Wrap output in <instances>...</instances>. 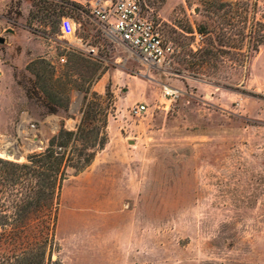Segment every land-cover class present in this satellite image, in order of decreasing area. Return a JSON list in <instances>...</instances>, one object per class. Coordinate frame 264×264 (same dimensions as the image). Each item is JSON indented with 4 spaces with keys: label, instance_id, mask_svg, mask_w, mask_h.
<instances>
[{
    "label": "rangeland",
    "instance_id": "obj_1",
    "mask_svg": "<svg viewBox=\"0 0 264 264\" xmlns=\"http://www.w3.org/2000/svg\"><path fill=\"white\" fill-rule=\"evenodd\" d=\"M144 2L161 68L76 0H0V157L65 152L50 264H264V0Z\"/></svg>",
    "mask_w": 264,
    "mask_h": 264
},
{
    "label": "trees",
    "instance_id": "obj_2",
    "mask_svg": "<svg viewBox=\"0 0 264 264\" xmlns=\"http://www.w3.org/2000/svg\"><path fill=\"white\" fill-rule=\"evenodd\" d=\"M66 175L65 152L53 145L27 162L0 157V236L19 248L6 264L52 263L59 196Z\"/></svg>",
    "mask_w": 264,
    "mask_h": 264
},
{
    "label": "built area",
    "instance_id": "obj_3",
    "mask_svg": "<svg viewBox=\"0 0 264 264\" xmlns=\"http://www.w3.org/2000/svg\"><path fill=\"white\" fill-rule=\"evenodd\" d=\"M82 1L103 32L123 44L144 64L152 68H161L168 64L170 46L164 43L154 22L146 14L144 0ZM61 28L67 35L76 34L75 23L67 16L63 17ZM60 60L65 61V57L61 56ZM164 92L168 99H173L179 95L180 90L165 85ZM146 109L145 104H140L134 106L131 111L140 115ZM31 127L35 129V124L32 123ZM61 149L60 146L59 150Z\"/></svg>",
    "mask_w": 264,
    "mask_h": 264
},
{
    "label": "bare ground",
    "instance_id": "obj_4",
    "mask_svg": "<svg viewBox=\"0 0 264 264\" xmlns=\"http://www.w3.org/2000/svg\"><path fill=\"white\" fill-rule=\"evenodd\" d=\"M39 143L41 144V141H39ZM31 146L32 144H30L28 147H31ZM0 156L6 157V158H14V157L23 156V152L19 148H17L13 143L11 142L7 143V139H6V140L0 141Z\"/></svg>",
    "mask_w": 264,
    "mask_h": 264
},
{
    "label": "crops",
    "instance_id": "obj_5",
    "mask_svg": "<svg viewBox=\"0 0 264 264\" xmlns=\"http://www.w3.org/2000/svg\"><path fill=\"white\" fill-rule=\"evenodd\" d=\"M78 3H80V5H82V7L85 9V6H84V3H83V1L82 0H76ZM86 10V9H85ZM1 28V27H0ZM5 29H9L10 30V32H11V34H17L18 32H17V30H14V31H12L13 29H10V28H6V27H4V30ZM18 35V34H17ZM65 36H68V38H69V36H71V35H65Z\"/></svg>",
    "mask_w": 264,
    "mask_h": 264
},
{
    "label": "water",
    "instance_id": "obj_6",
    "mask_svg": "<svg viewBox=\"0 0 264 264\" xmlns=\"http://www.w3.org/2000/svg\"><path fill=\"white\" fill-rule=\"evenodd\" d=\"M0 41H1V42H3V41H4V38H3V37H1V38H0ZM14 159H17V160H19V157H14Z\"/></svg>",
    "mask_w": 264,
    "mask_h": 264
}]
</instances>
